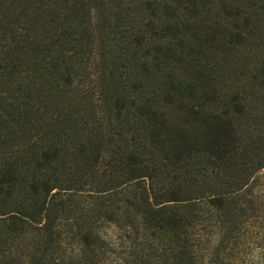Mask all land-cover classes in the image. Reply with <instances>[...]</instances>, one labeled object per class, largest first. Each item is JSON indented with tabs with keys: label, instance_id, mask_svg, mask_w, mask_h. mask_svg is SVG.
I'll return each mask as SVG.
<instances>
[{
	"label": "trees",
	"instance_id": "1",
	"mask_svg": "<svg viewBox=\"0 0 264 264\" xmlns=\"http://www.w3.org/2000/svg\"><path fill=\"white\" fill-rule=\"evenodd\" d=\"M0 264H264V0H0Z\"/></svg>",
	"mask_w": 264,
	"mask_h": 264
}]
</instances>
